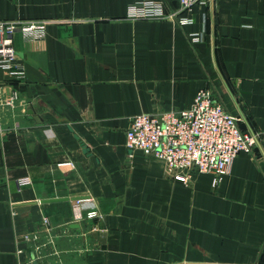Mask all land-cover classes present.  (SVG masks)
Wrapping results in <instances>:
<instances>
[{"label": "crops", "instance_id": "crops-1", "mask_svg": "<svg viewBox=\"0 0 264 264\" xmlns=\"http://www.w3.org/2000/svg\"><path fill=\"white\" fill-rule=\"evenodd\" d=\"M136 1L0 0V21L46 22L14 34L23 81L0 67V264H264V0H158L176 20L134 19ZM204 88L262 135L218 188L126 146L131 117ZM67 197L86 198L43 202ZM44 219L60 255L37 262Z\"/></svg>", "mask_w": 264, "mask_h": 264}, {"label": "built area", "instance_id": "built-area-1", "mask_svg": "<svg viewBox=\"0 0 264 264\" xmlns=\"http://www.w3.org/2000/svg\"><path fill=\"white\" fill-rule=\"evenodd\" d=\"M164 1V0H163ZM176 1L180 11L191 12L196 5L207 0H165ZM131 17L144 20H176L177 13H166L158 0H137ZM189 23L187 18H181ZM45 21H0V67L8 72L11 79L23 81L25 68L18 63L13 37L21 32L30 40L45 37ZM195 41L198 38H194ZM19 99L13 92L7 104L14 105ZM261 133L243 130L240 120L222 103L216 101L210 89H201L193 104L183 110H170L156 113H143L129 120L126 146L131 152L141 151L145 155L164 164L167 175L189 185L195 174L212 175L213 187L218 188L225 176L230 173L232 164L242 153H252L261 140ZM28 179L19 182L27 185ZM89 218L96 212L87 214ZM81 218L82 216H78ZM49 234H35L27 238L32 243L33 260L42 262L47 254L59 257L48 219H44ZM32 239V240H31Z\"/></svg>", "mask_w": 264, "mask_h": 264}, {"label": "water", "instance_id": "water-1", "mask_svg": "<svg viewBox=\"0 0 264 264\" xmlns=\"http://www.w3.org/2000/svg\"><path fill=\"white\" fill-rule=\"evenodd\" d=\"M86 197H73V198H59V199H51L47 201H43L44 203H50V202H65V201H79L82 199H85Z\"/></svg>", "mask_w": 264, "mask_h": 264}]
</instances>
